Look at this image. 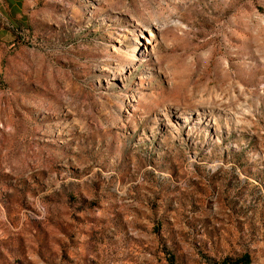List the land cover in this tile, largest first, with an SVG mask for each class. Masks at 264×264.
Masks as SVG:
<instances>
[{"label": "rangeland", "instance_id": "374dc122", "mask_svg": "<svg viewBox=\"0 0 264 264\" xmlns=\"http://www.w3.org/2000/svg\"><path fill=\"white\" fill-rule=\"evenodd\" d=\"M242 260L264 264V0H0V264Z\"/></svg>", "mask_w": 264, "mask_h": 264}, {"label": "bare ground", "instance_id": "6f19581e", "mask_svg": "<svg viewBox=\"0 0 264 264\" xmlns=\"http://www.w3.org/2000/svg\"><path fill=\"white\" fill-rule=\"evenodd\" d=\"M137 37V38H136ZM136 39H140L139 40V47H141V52H143L144 54L148 53V51H153L154 50V46L156 43L154 34L152 33V31L150 29H144L138 32V34L136 35ZM137 40H135L136 42ZM200 108H206V110L208 109L209 111L211 110L210 108L206 107H200ZM203 111V110H202Z\"/></svg>", "mask_w": 264, "mask_h": 264}, {"label": "trees", "instance_id": "16d2710c", "mask_svg": "<svg viewBox=\"0 0 264 264\" xmlns=\"http://www.w3.org/2000/svg\"><path fill=\"white\" fill-rule=\"evenodd\" d=\"M245 260L243 261H237V262H234V263H230V264H245ZM222 264H226V263H222Z\"/></svg>", "mask_w": 264, "mask_h": 264}]
</instances>
